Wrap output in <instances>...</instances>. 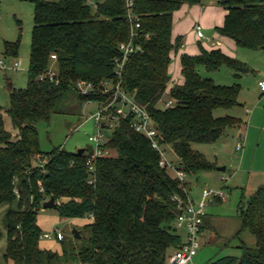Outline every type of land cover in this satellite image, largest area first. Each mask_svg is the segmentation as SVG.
I'll use <instances>...</instances> for the list:
<instances>
[{"label":"trees","instance_id":"1","mask_svg":"<svg viewBox=\"0 0 264 264\" xmlns=\"http://www.w3.org/2000/svg\"><path fill=\"white\" fill-rule=\"evenodd\" d=\"M34 2L28 85L21 90L9 85L6 113L18 130L15 141L0 108V206H9L3 263L64 264L72 256L77 264H167L171 251L184 241L174 225L179 214L176 198L187 201L189 184L180 186L160 166L161 154L132 127L133 116L119 120L104 145L110 155L94 162V173L87 165L91 150L79 154L80 150L69 153L57 148L44 154L35 125L64 113L70 99L101 108L113 105L115 90L104 86L112 81L150 115L162 148L191 178L217 170L192 146L215 144L226 130L241 128L237 118L215 116L217 110L238 105L240 86L219 85L204 78L200 69L239 71L243 64L221 49L201 48L196 56H181L183 82L170 87L172 58L183 46L182 37L173 41L175 14L184 6L202 5V0H134L141 23L136 44L142 51L129 59L120 77L115 75V60L130 38L126 0H102L97 8L85 0ZM221 4L227 15L223 26L215 29L218 35L238 48L262 49L264 0ZM18 47L6 44V52L17 53ZM80 82L91 83L94 90L80 93ZM166 99L173 105L160 108ZM52 197L62 219L94 218L86 226L89 238L75 253L41 247L44 232L37 217ZM238 217L241 227L236 238L247 232L255 238V246L240 239V257L224 256L208 264H264V185L248 198L243 195Z\"/></svg>","mask_w":264,"mask_h":264},{"label":"rangeland","instance_id":"2","mask_svg":"<svg viewBox=\"0 0 264 264\" xmlns=\"http://www.w3.org/2000/svg\"><path fill=\"white\" fill-rule=\"evenodd\" d=\"M34 1L0 0V62L3 63V66H0V108L3 110L6 130L12 134L14 141L17 140L18 130L14 128L6 113L10 108L9 85L16 90L25 89L28 85ZM223 1L202 0V6L212 4L219 9H225L221 4ZM6 44H19L17 53H7ZM232 54L233 58L243 64L239 71L224 67L217 72L207 73L204 68L200 69L204 78L213 79L219 85L240 86L238 105L230 110H217L215 116L237 118L241 120V128L226 130L224 137L215 144L192 146L217 167V170L187 179L194 187L195 201L199 200L196 199L199 197L196 193L201 194V191L207 188L222 190L226 197L225 202L213 201L207 208V212L213 217V225L202 237L201 248L192 264H208L224 256L240 257V239L248 247L256 244L255 238L247 232L240 239L236 238V235L241 227L238 210L243 195L248 198L264 185V94L258 87V82L264 80V51L236 48V52ZM16 63L18 67H15ZM164 105L160 104V108H164ZM63 108L64 113L52 116L49 122H39L35 125L39 134L40 149L44 154L57 148L69 153L91 150L90 137L99 132L106 134L107 138L112 135L113 130L99 129L95 124L94 116L100 111L99 105H82L77 100L70 99ZM239 142L243 144L241 151L236 149ZM165 154L167 160L177 164L170 151H165ZM219 168H226V171L219 172ZM170 173L174 175L171 170ZM222 178L227 179V182L224 183ZM258 183L261 185L253 190L252 187ZM8 209V205L0 206V264H4L3 255L7 246L4 218ZM37 219L43 232L51 235L50 238L41 240L43 249L60 254L67 252L69 255L78 251L89 238L90 231L86 228L90 223L88 217L62 219L57 210L43 208L39 211ZM74 231L81 234V240L75 239ZM58 233L64 236L63 241L57 240ZM64 264L77 262L70 256Z\"/></svg>","mask_w":264,"mask_h":264},{"label":"built area","instance_id":"3","mask_svg":"<svg viewBox=\"0 0 264 264\" xmlns=\"http://www.w3.org/2000/svg\"><path fill=\"white\" fill-rule=\"evenodd\" d=\"M86 4L92 8H97L102 0H85ZM134 0H126L127 8V20L130 24V38L127 43L120 46V56L115 60L116 68L115 75L120 77L129 59L135 54L142 51V48L136 44L138 37V31L141 29L140 18L134 11ZM196 33L199 38H204L203 29L201 26L196 27ZM53 60H56V56H52ZM0 66L3 63L0 62ZM18 67V64H15ZM259 88L264 92V80L259 81ZM104 86L107 90H115V100L113 105L100 108V111L94 116L95 124L99 129L113 130L121 118L126 119L130 115L133 116L132 127L140 134L145 135L152 144L153 149L158 151L161 156L160 166L166 168L174 173V176L180 182V186H185L188 176L184 168L177 163L174 165L171 161L167 160L164 149L158 140V133L155 127L152 125L150 115L139 107L131 96L121 90L120 84L114 86L112 81L104 82ZM78 90L82 94L91 93L94 87L91 83L80 82L78 84ZM120 99V102L118 100ZM173 105L172 101H167L164 105L165 108H169ZM114 106V110H112ZM92 143L91 152L88 153L87 165L90 172L94 173V162L103 157L110 155V152L104 149V145L108 142L109 138L103 132H99L97 135L89 138ZM236 149L241 151L243 144L239 142ZM46 163V162H45ZM43 167V163L41 164ZM44 172V171H43ZM225 183L227 179L222 178ZM93 181H90L92 183ZM40 192L43 193L44 189L42 183L39 182ZM18 198L19 192L16 190ZM225 193L222 190L203 189L198 201L191 199L187 196V201L183 202L177 199L178 202V217L174 223L176 230L185 233V240L181 246L175 250L174 254L169 258L167 264H192L194 258L198 255L201 248V241L203 237L202 228L204 226L205 218L207 217V208L216 200L225 201ZM93 216L90 220H93ZM51 235L44 233L41 238L47 239ZM58 241H63L64 236L61 233L56 235Z\"/></svg>","mask_w":264,"mask_h":264},{"label":"crops","instance_id":"4","mask_svg":"<svg viewBox=\"0 0 264 264\" xmlns=\"http://www.w3.org/2000/svg\"><path fill=\"white\" fill-rule=\"evenodd\" d=\"M227 11L225 9H219L214 5L210 4L206 7L200 6H184L180 11L175 14L174 17V26H173V41H176L177 38H183V46L176 52L172 58V64L170 66V75L172 77L171 86L175 84H182V67H181V56L183 54H188L190 56H196L200 53V49L204 48L206 50L221 49L227 55L234 57L232 53L236 52L238 48L233 41L222 38L215 31L216 28L222 27L225 21ZM201 26L204 33V38H199L196 33V27ZM264 51L263 49H260ZM263 81V80H260ZM259 83V82H258ZM259 87V85H258ZM261 91V89H260ZM262 92V91H261ZM264 94V92H262ZM242 138V135L239 136ZM189 184L188 196L195 200L193 197V188L190 181H187ZM261 184H255L252 189H257ZM261 187V186H260ZM200 198V193H196ZM195 195V194H194ZM226 200V199H225ZM222 201L220 203H223ZM209 211V209H208ZM207 212V217L205 218V229L203 236L206 233V230L213 225V217H211ZM183 240H185V233H178ZM175 250H172L170 257Z\"/></svg>","mask_w":264,"mask_h":264},{"label":"water","instance_id":"5","mask_svg":"<svg viewBox=\"0 0 264 264\" xmlns=\"http://www.w3.org/2000/svg\"><path fill=\"white\" fill-rule=\"evenodd\" d=\"M262 49L264 50V47H262ZM246 72H248V71H246ZM118 102H120V99L118 100ZM83 153H84V150H80L79 151V154H83ZM218 171L219 172H225L226 171V168H219ZM43 208L44 209H54V210H58V203L56 202V199L54 197H52L47 202L44 203ZM74 237L77 240H80L81 239V235L77 231H74ZM173 264H176V263H173Z\"/></svg>","mask_w":264,"mask_h":264}]
</instances>
